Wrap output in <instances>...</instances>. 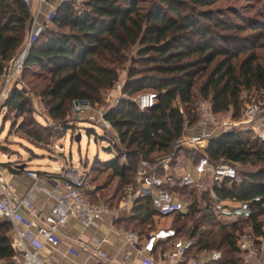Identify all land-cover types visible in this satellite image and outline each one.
<instances>
[{
    "label": "trees",
    "instance_id": "16d2710c",
    "mask_svg": "<svg viewBox=\"0 0 264 264\" xmlns=\"http://www.w3.org/2000/svg\"><path fill=\"white\" fill-rule=\"evenodd\" d=\"M217 1L60 2L28 46L20 76L29 80L22 83L17 78L9 84L8 95L1 103L3 118L12 114L13 122L19 121L15 126L26 136L42 141L44 135L48 140L53 131L64 133L67 128H75L67 118L72 101L101 104L103 92L118 82L123 71L122 97L103 115L117 142H111L113 153L108 159L94 157L101 169L110 171L116 179L115 193L104 200L112 206L121 186L135 174L138 159L156 167L161 160L171 163L179 151H186L177 146V141L184 127L198 121L199 101L206 100L214 114L229 112L234 118L242 107V92L264 90V58L254 51L264 38V23L238 7H211ZM232 1L248 4L249 0ZM31 15L22 0H0V83L2 73L26 44ZM131 47H135V55L124 67L125 53ZM29 90L45 111L44 121L49 118L55 124L48 127L37 122ZM144 91H152L155 99L150 107L139 110L132 97ZM237 126L209 138L203 152L209 162L227 164L236 171L235 181L224 178L213 184L215 195L247 201L250 215L222 221L210 203L195 212L191 194L185 214L169 215L168 226L174 236L184 232L193 239V248L220 251L218 259L203 264H245L235 245L237 237L245 231L255 239L264 237L258 220L264 213V140L251 134L250 127ZM184 154L193 162L200 156L195 151ZM256 164L261 166L255 171L238 169L240 165ZM156 173L161 175L157 167ZM186 189L169 187L179 195L187 193ZM154 214L149 198L140 197L130 213L118 221L131 224L130 230L141 236ZM0 220V262L9 263L13 254L7 237L9 224ZM188 221L191 226L187 228ZM204 222L215 226V231L199 229Z\"/></svg>",
    "mask_w": 264,
    "mask_h": 264
},
{
    "label": "built area",
    "instance_id": "2783aa9c",
    "mask_svg": "<svg viewBox=\"0 0 264 264\" xmlns=\"http://www.w3.org/2000/svg\"><path fill=\"white\" fill-rule=\"evenodd\" d=\"M37 5L32 6V0H22V2L33 11L31 22L36 17L39 7L47 0H35ZM70 0H57V4ZM33 7V8H32ZM56 6L51 7L45 23L48 20ZM44 23V24H45ZM44 24L35 29H28L26 44L19 54L11 61L10 67L2 73L3 86L0 88V111L3 99L8 95L9 88L6 87L9 81L16 78L21 70L23 59L26 55L31 40L42 30ZM120 90V85H116ZM155 99L153 92L140 93L133 101L139 110L150 107ZM90 108L85 100H75L70 104L69 109L73 113H81ZM198 121L201 124H208L209 129L197 134L180 135L177 146L184 147L191 151L201 152L202 141L208 140L214 132H225L234 128L240 123H247L255 131V135L264 140V105L259 103H248L242 110L243 121L232 118L230 113L223 116L214 115L209 103L206 100L199 101L196 105ZM105 111H102L98 119L97 126L105 132L111 128L109 123L104 119ZM72 119V118H71ZM89 120H93L88 118ZM73 120V119H72ZM74 123V121H71ZM93 122V121H91ZM45 147L50 154L57 155L55 151H60L55 140L50 137L46 142H38ZM146 162L142 159L139 164L143 166ZM139 166V165H138ZM193 171L199 177L206 175L211 182L219 183L224 178L235 181L236 171L233 166L223 163H211L206 155L199 156L194 165ZM59 179L48 188L47 195L51 198L52 203L48 212L38 221H33L28 213H33L34 207L28 195L14 197L11 191L0 180V219L9 224L8 239L14 254L11 256V264H61L50 254L38 255V245L47 246L54 250L61 242L59 229L65 225L68 219H75L82 225L95 224L103 215H111L113 211L103 203H94L87 199L86 191L90 189L87 185V179L84 171H78L73 167H67L63 170L57 169ZM136 173V172H135ZM25 175L32 180L37 179V174L32 170H26ZM135 177V189H124V203L131 204L138 197H148L150 205L158 217L169 216L172 213H181L187 210V204L182 203L169 192L171 186L191 185L200 190L205 188L203 183L198 179L191 177L189 174L182 172V166L179 163L174 165L171 171L157 174L155 170H150L147 174H138ZM138 180V181H137ZM208 189V188H207ZM209 197L212 209L218 216L223 219L245 218L250 215V207L247 201H237L233 205L224 204L222 199L215 195L212 188H209ZM258 198L256 197L255 200ZM35 215V212L33 213ZM121 236L123 242L136 255H139L143 264H199L198 258L189 254L193 241L188 237L175 238L173 230L160 233L148 232L138 237L131 230H122ZM38 240L36 245L31 242ZM163 243L166 247L159 245ZM32 245L34 250H30ZM235 245L242 256V262L245 264H264V237L256 239L248 232L239 235ZM161 246V247H160ZM98 264H111L106 254L102 251L95 253ZM220 256L218 250H211L208 256L202 257L201 261L216 260ZM128 264V263H122Z\"/></svg>",
    "mask_w": 264,
    "mask_h": 264
},
{
    "label": "rangeland",
    "instance_id": "374dc122",
    "mask_svg": "<svg viewBox=\"0 0 264 264\" xmlns=\"http://www.w3.org/2000/svg\"><path fill=\"white\" fill-rule=\"evenodd\" d=\"M263 1L264 0H249L247 1L248 4H243V2H239V1L219 0L216 3H214L211 7H219V6L224 7V8L229 7V6L238 7L239 9L242 10V12L245 15L251 18L257 17V19H259L261 22L264 23ZM258 13H261L262 16L258 15ZM259 43H260L259 46L255 48L254 51L257 53L258 56H261L264 58V38L260 40ZM134 50H135V47H131L125 53L126 60L124 61V64H123L124 67L130 64L129 63L130 58L135 55ZM124 76H125L124 72L120 71L118 82L114 83V85L111 88L103 92L102 94L103 102L101 104L91 105L89 102H87L90 108H88V110H85L79 114L73 113V111L69 109L67 113V118L70 119V121H74L75 128L73 129L67 128L64 133L61 131H53L54 133L51 134L50 136L55 140L57 144H62L63 150L61 153L63 154V157L66 159V162L69 156H71V158L69 159L71 164H67L68 167L75 166L79 158H82L83 156L87 157L83 159L82 164L78 163V165L80 169L79 171H84L85 177L87 179V185L90 187V191H89L90 195L88 192L87 199L94 203H100V204L104 203L106 200H108L111 197V195L115 193V189H116V182H115L116 179H113V175H111L110 171L102 170L101 167L94 160L93 156L96 155L98 158H101V159L108 158L111 155L112 151L105 150V149L107 146H110V147L112 146L111 142L116 143L117 139H116V136L112 128H109L110 130L108 132H105L103 129H101V127L97 126V123L95 121L96 119L99 120L98 116L102 111H105L109 106L114 105L117 99L122 97L120 90L119 88L116 87V85H120L121 87V83L123 82ZM17 78H18V81H21L22 83L24 81L29 80L28 76H24L22 78L20 76V72L17 74L15 79ZM10 82L11 81H9L8 84H6L7 88H9ZM3 83L4 81L1 80L0 88L3 86ZM32 83H34V80H32ZM147 92H152V91H144V92H141V94L147 93ZM28 94L31 99L30 101L31 107L34 110L36 119L38 120L37 122L44 123L45 125L44 124L43 125L48 126V127L55 124L56 122L54 120H50L49 118H47V120L44 121V119L47 116L45 114V111L42 105L40 104L39 99L36 97V95L31 93L30 90L28 91ZM139 95L140 93L135 94L132 97V100L136 99ZM241 98H242V107L239 111L238 116L234 117L235 119H238L239 121L240 120L243 121L242 110L245 104L254 102V103H259L261 105H264V90L258 89V90H250L248 92L244 91L241 94ZM227 113H224V114H227ZM224 114H221V115L214 114V115L220 117V116H223ZM12 116H13L12 114H9L8 117L4 119L3 110L0 111V151L3 152L4 154L10 151L8 153L9 158L11 157L14 158L17 155V153H15L17 151L18 155L22 157L23 159L26 158V154L30 155L31 153L30 151H34L35 153H48L47 149L38 143V142H41V143L46 142L47 136L45 137L44 135H42L43 137L42 141L34 140L33 138L26 136L21 130L17 128V126H15V124H17L19 121L13 122ZM88 118L93 119V120H89ZM11 122H12V125L10 126L9 123L11 124ZM26 125H28L27 127L29 129L31 130L33 129V127L30 125L28 121H26ZM237 127L241 129H245V128H249V125L243 122V123L238 124ZM250 133L254 134V131ZM178 154L179 153H177V155ZM51 155L52 157L57 156L54 154H51ZM154 165L148 164L146 162L142 166L139 164V159H138L135 172L138 174H147L149 173L151 169L154 168ZM260 166H261L260 164H256L252 166L251 165H243V166L240 165L238 169L246 170V171H255ZM92 168L93 170L91 171L90 169ZM136 173L131 176L132 177L131 179H133V177H137ZM124 187H126L128 190L129 189L132 190V189H135V184L133 186L132 180H131L129 183L124 184L123 188ZM183 187L187 188L185 191L189 194L184 192L179 195V193L175 194L174 191H170L169 189L168 190L170 194L174 197V199L179 200L182 203H186V204L190 202L188 197L191 194L192 199L190 200H192L191 203L193 205V208L194 209L199 208V206L197 207V205H200L203 202V200H201L200 190L194 186L192 187L191 185H186ZM123 188L121 186L119 192L117 193L119 196L120 195L122 196L123 191H124ZM191 188L193 190H191ZM111 203H112L111 205H113L115 204V201L113 200L111 201ZM262 205L264 207V202ZM195 215H197V213H195ZM169 220H170V216H165L162 218L153 217L149 226L148 225L144 226L145 227L144 231L145 230L146 231L145 232L143 231V232L144 233L146 232L160 233V232L170 231L171 229L167 226L169 223ZM258 220L262 223V228L264 231V213L258 216ZM190 226H191V222L188 221L185 227L188 228ZM130 229H131V224L118 221L117 223L118 231L121 232L122 230H130ZM199 229H204V230L211 229L215 231L216 227L212 225H207L204 222V223H201ZM132 232L137 234L136 232L138 231H132ZM245 232H248V231H245ZM7 235H8V232H7ZM137 235L139 237V234ZM185 236L186 234H184V232H181L180 235H175L174 237L183 238ZM191 240L193 241V239ZM193 245L189 251V254L192 255L193 257L198 258L201 263L202 256L204 253H206V251H201V250L199 251L195 246L193 248ZM164 247H166V245H164ZM210 250H218V249L211 248ZM239 255L242 261L241 253H239ZM0 264H11V261L9 263L0 262Z\"/></svg>",
    "mask_w": 264,
    "mask_h": 264
},
{
    "label": "crops",
    "instance_id": "0c3cea01",
    "mask_svg": "<svg viewBox=\"0 0 264 264\" xmlns=\"http://www.w3.org/2000/svg\"><path fill=\"white\" fill-rule=\"evenodd\" d=\"M36 5H37L36 1L32 0V6L35 7ZM56 5H57V0H47L44 3H42L32 23H30L29 21L28 29H35L38 26L43 25L45 23L46 17L51 7ZM31 14L33 15L32 10H31ZM44 25H46V23ZM209 128L210 126L208 124H201L200 121H197L194 125L190 127H186L183 130L182 135L197 134ZM218 134H220V132L218 133L214 132L211 134L212 135L211 137L216 136ZM208 140L202 141L201 144L203 148L200 153L197 152L200 154V156L205 155L203 149L207 145ZM57 145L60 148V151H55L57 156L54 157H52L50 153H35L34 151H30L31 152L30 155L26 154V158L23 159L18 155L17 151L16 152L14 151L15 153H17L18 156L16 155L14 158L13 157L9 158L8 153L10 151L6 152L5 154L0 151V180L11 191L14 197H21L22 195H28L30 197L34 207L33 213L35 212V215H33V213H28V216L33 221L40 220V218L43 217L48 212L52 200L50 197H48L47 191L48 188H50L51 185L54 183V180L57 181L59 179V173L57 172V169L63 170L68 167L67 164H71L69 160L71 156H69L66 162V159L63 157V154L61 153L63 150L62 144H57ZM107 147H109V149L106 148L105 150H111L113 153L111 147L110 146ZM180 148H183L186 151H191L181 146ZM185 152L179 151L178 152L179 154L175 157L174 161L171 163H169L168 159L161 160L160 163L156 165V167L159 168V171H161V173H163V172L171 171V169L174 168V165L176 163H179L182 166V172L189 174L191 177L195 179H198L200 183H203L205 185V188L203 190L199 189L201 200H203V202L200 205H197V207L199 206V208L196 207L197 209H194L192 205L193 210H195L196 212L198 211V209H203V207L207 203H210L211 205V201L209 197L210 196L209 188H212L213 183L211 182L208 176L201 175L199 177L197 174H195V172L193 171V165L195 161L193 162V160L188 158L187 155L184 154ZM112 153L109 157L112 156ZM93 157H97V156L95 155ZM84 158L87 157L83 156L82 158H79L76 165L71 167L79 171L80 169L78 163L82 164ZM97 159L105 160L104 158L101 159L98 157ZM156 167L153 168L155 171H156ZM26 170L34 171L38 176L37 179L32 180L31 178L27 177L25 175ZM131 180H132V185L134 186L136 182L135 177H133V179ZM181 186H185V185H181ZM191 190L193 189L191 188ZM89 191L90 189L86 191L87 198ZM222 201L224 204L227 205H233L236 203V201L226 198L222 199ZM132 204L133 202L131 204L124 203V191H123L122 196L120 195L118 199L115 200V204H113L112 206L105 204L108 206L109 209L113 211V213L111 215H103L95 224L82 225L73 218L68 219L65 225L59 229V234L61 237V242L59 243V245L54 250L49 249L47 246L44 245L42 246L38 245L39 248L38 255L41 256V255L50 254L54 259H57L61 264H98L95 253L97 251H102L106 254V256L109 259H111L112 262L111 264H122L124 262L128 264H143V261L140 258V256L136 255L127 245H125V243L123 242V238L121 236V232L117 230V223L119 217L128 215L130 213ZM187 209H188V203H187ZM186 212L187 210L181 213L185 214ZM153 217L162 218L156 216L155 214L152 216V218ZM220 220L226 221L228 219L220 218ZM37 243L38 240H34V242H31L32 245H36ZM32 245L29 246L30 250H34V247ZM159 245L164 246L163 243H160ZM210 251L211 250H207L202 257L208 256ZM208 261H213V260L201 261V263L199 264H203Z\"/></svg>",
    "mask_w": 264,
    "mask_h": 264
},
{
    "label": "water",
    "instance_id": "95a60500",
    "mask_svg": "<svg viewBox=\"0 0 264 264\" xmlns=\"http://www.w3.org/2000/svg\"><path fill=\"white\" fill-rule=\"evenodd\" d=\"M30 22H31V19H30ZM107 149H109V147H106Z\"/></svg>",
    "mask_w": 264,
    "mask_h": 264
}]
</instances>
